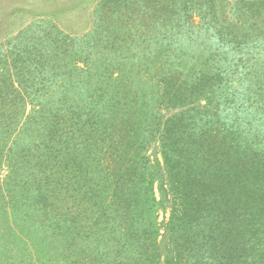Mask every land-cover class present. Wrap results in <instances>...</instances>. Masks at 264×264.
<instances>
[{"label": "trees", "instance_id": "trees-1", "mask_svg": "<svg viewBox=\"0 0 264 264\" xmlns=\"http://www.w3.org/2000/svg\"><path fill=\"white\" fill-rule=\"evenodd\" d=\"M126 1L0 42V264H264V0Z\"/></svg>", "mask_w": 264, "mask_h": 264}, {"label": "rangeland", "instance_id": "rangeland-1", "mask_svg": "<svg viewBox=\"0 0 264 264\" xmlns=\"http://www.w3.org/2000/svg\"><path fill=\"white\" fill-rule=\"evenodd\" d=\"M101 1L102 0H0V42L16 35L20 30L27 28L28 26L34 27L36 37H40L45 32L47 34L48 31H51L47 30V28L51 26L58 29L61 33L72 37L84 36L92 27L94 10L98 7V4ZM234 1L235 0H219V13L217 16L220 22L226 23L231 19L229 12H226L225 6L232 4ZM132 2L133 0H127L124 6L127 8L134 7ZM132 18L136 20L139 19L135 15ZM192 22L193 26L198 29L197 26H199L200 21L197 16L193 17ZM193 29L194 31H197L196 34L192 32ZM193 29L192 31L190 30L188 35L198 36V40L195 42V46H197L201 34L198 32L199 29ZM195 39L196 37H194V40ZM174 41L175 39L172 37L169 45L174 44ZM137 47V50L142 51L147 45L142 42V45H138ZM164 49L172 50L173 48L168 46ZM114 55L117 57L118 55L124 56V53L122 54L121 50H117L111 54L112 57ZM169 55L170 63L172 56L171 54ZM125 58L123 63L127 66L128 64L126 63ZM78 66H80V64H78ZM169 66L173 65L169 64ZM28 110L29 107H27L26 111ZM163 114L166 115V111H163ZM147 154L151 160L154 159L153 148H150ZM157 158L160 160L159 155H157ZM3 174H5V170L1 171V175ZM163 219H165V221L168 219V212L158 215L159 222Z\"/></svg>", "mask_w": 264, "mask_h": 264}]
</instances>
